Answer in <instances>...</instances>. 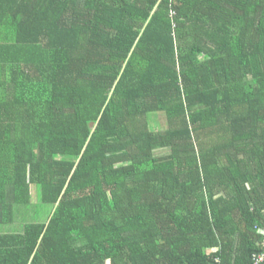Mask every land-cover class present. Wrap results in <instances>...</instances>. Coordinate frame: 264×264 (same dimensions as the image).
Wrapping results in <instances>:
<instances>
[{"label": "trees", "instance_id": "trees-1", "mask_svg": "<svg viewBox=\"0 0 264 264\" xmlns=\"http://www.w3.org/2000/svg\"><path fill=\"white\" fill-rule=\"evenodd\" d=\"M263 244L264 0H0V264Z\"/></svg>", "mask_w": 264, "mask_h": 264}, {"label": "rangeland", "instance_id": "rangeland-1", "mask_svg": "<svg viewBox=\"0 0 264 264\" xmlns=\"http://www.w3.org/2000/svg\"><path fill=\"white\" fill-rule=\"evenodd\" d=\"M153 124H154V126L156 127V129H159V128H160V130L162 129V127L160 126V125H162V124L160 123V120H159V119L153 121ZM158 152H159V151H158ZM158 152L156 153L157 155H163V154H165L164 151H163V152H159V153H158ZM34 191L36 192V188H35ZM33 202H34V203L36 202V196H35V195H34V197H33ZM36 210H39V211L37 212L36 217L34 216L35 211H33L32 222H33L34 220H36V221L40 220V221H41V219H39V218H43V217L45 216L44 210L42 209V205H41L39 208H37Z\"/></svg>", "mask_w": 264, "mask_h": 264}, {"label": "built area", "instance_id": "built-area-1", "mask_svg": "<svg viewBox=\"0 0 264 264\" xmlns=\"http://www.w3.org/2000/svg\"><path fill=\"white\" fill-rule=\"evenodd\" d=\"M263 262H264V251L260 254L255 255L253 258L254 264H262Z\"/></svg>", "mask_w": 264, "mask_h": 264}]
</instances>
